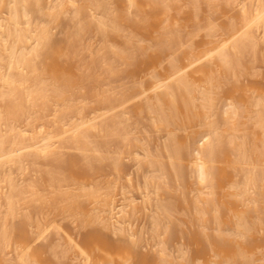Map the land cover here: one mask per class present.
<instances>
[{"label": "bare ground", "instance_id": "obj_1", "mask_svg": "<svg viewBox=\"0 0 264 264\" xmlns=\"http://www.w3.org/2000/svg\"><path fill=\"white\" fill-rule=\"evenodd\" d=\"M119 2L117 7L110 0H0V264H60L53 257L44 260L30 246L32 239H45L49 222L57 227L58 221L46 217L52 211L61 222H75L78 231L99 227L97 234H87L89 250L67 242L68 252L77 249L79 264H146L145 254L134 250L136 240L131 248L104 234L134 232L141 243L138 231L123 227L137 208L150 219L149 238L160 245L152 264H179V255L182 264H201L204 258L206 264H264L259 255L264 248V77L255 75L254 65L255 46L258 41L264 46V0L238 7L235 0H195L190 10L184 0ZM200 4L203 13L196 9ZM69 9L72 24L63 47L52 39L49 24L61 14L69 19ZM213 14L222 19H211ZM94 32L101 38L95 52L89 43ZM83 51L88 55L77 60ZM72 58L87 61L71 64ZM117 74H125L130 86L110 84ZM244 76L255 80L246 79V86ZM120 159L132 163L139 180H125L128 184L119 188L117 177L105 182L110 180L105 171L110 167L119 175ZM14 171L20 178L14 180ZM115 187L124 190L118 210L112 202ZM133 188L139 207L128 196ZM125 206L132 209L126 219ZM33 211L48 212L42 214L47 219ZM27 221L33 230L23 229ZM23 230L35 232L24 238ZM186 230L196 233L191 237L196 253L187 247L193 259L187 251L181 255L186 248L176 247L180 254L173 256L164 248L174 236L188 235ZM29 235L35 236L32 241ZM57 243L43 249L52 256L59 252L55 258L68 264L71 256ZM9 247L12 259L4 254Z\"/></svg>", "mask_w": 264, "mask_h": 264}, {"label": "rangeland", "instance_id": "obj_2", "mask_svg": "<svg viewBox=\"0 0 264 264\" xmlns=\"http://www.w3.org/2000/svg\"><path fill=\"white\" fill-rule=\"evenodd\" d=\"M47 1H48V2H52V1H55V0H47ZM110 1L114 3L115 1L119 2L120 0H119V1H118V0H110ZM121 1H122V3H123V0H121ZM121 1H120V2H121ZM124 1H125V0H124ZM135 1H136V0H135ZM139 1H140V0H139ZM181 1H182V0H181ZM184 1H185L186 4H188V6L186 5L187 9H189L188 7H189V3H190V2H191V3H192V2L195 3V0H187V1H189L188 3L186 2V0H184ZM196 1H197V0H196ZM237 1H238V3H237ZM247 1H249V0H246V2H245L244 0H243V1H242V0H235V2H236V6L238 7V5L240 4L239 2H241V3H244V2L247 3ZM76 2H77V1H76ZM104 2H108V0H107V1L104 0ZM120 2H119V4H121ZM230 2H231V1H230ZM235 2H234V5H235ZM77 3H78V2H77ZM79 3H80V2H79ZM113 3H112V4H113ZM180 3H182V2H180ZM183 3H184V2H183ZM183 3H182V5L185 6V4H183ZM248 3H249V2H248ZM248 3H247V4H248ZM108 4H109V3H107V5H108ZM110 4H111V3H110ZM110 4L108 5V7H110ZM114 4H115V6L118 5V3H114ZM202 4H203V3H202ZM220 4H222V3H220ZM105 5H106V4H105ZM107 5H106V6H107ZM121 5H123V4H121ZM180 5H181V4H180ZM203 5H204V4H203ZM234 5L232 4V8H233V7L235 8ZM111 6H112V5H111ZM113 6H114V5H113ZM118 6H119V5H118ZM118 6H117V7H118ZM190 6H193V5H190ZM200 6H201V4H200ZM204 6H205V5H204ZM108 7H103L104 9H102V10L105 11V8L107 9ZM117 7H115V8L117 9ZM229 7H230V6H229ZM239 7H240V6H239ZM113 8H114V7H113ZM190 8H191V7H190ZM118 9H119V8H118ZM196 9H199V10H198L199 13H203V11H205L204 9H206V7L204 8L203 6H201V7H199V8L196 7ZM196 9H195V10H196ZM70 10H71V9H69V12L66 13V14H68V16H69V13L71 12ZM100 10H101V9H100ZM189 10H190V9H189ZM195 10H193V11L196 12ZM230 10H232V9H230ZM237 10H238V9H235V10H233V11H231V12L234 14L235 11H236V14H238V13H239V10H238V11H237ZM130 11H131V9H130L129 12H128L129 14H130ZM191 11H192V9H191ZM180 12H181V11H180ZM198 12H197L196 14H198ZM229 12H230V11H229ZM71 13H72V12H71ZM182 13H183V16H185V13H184V12H181V15H182ZM192 13H193V12H192ZM232 13H231V14H232ZM176 14H177V15H176ZM194 14H195V13H194ZM228 14H229V13H228ZM236 14H234V15H236ZM71 15H72V14H70V16H71ZM175 15H176V16H175ZM175 15H174L173 17H175V19H177V17H178V13H175ZM201 15H202V14H201ZM216 15H217V14H216ZM216 15H214V14L211 15V19H213L212 17H214V19H216V18H215ZM37 16H38V15H35L34 18H36ZM70 16H69V19H70V20H69L68 17H67V15H62V14H61V15H59L54 21H52L51 24H49L50 31H51V33H52V35H51L52 39L55 38L54 40H55V41H56V40L59 41V42L61 43L60 46H63V47H65V42H67L66 37L68 38L67 35L69 34V31L67 32V30L71 29L72 21H71ZM130 16H131V15H130ZM139 16H140V15H139ZM139 16H138V17L136 16V17L139 18ZM197 16L201 17L200 14L197 15ZM237 16H238V15H237ZM38 17H39V16H38ZM131 17H132V19H133L134 16L132 15ZM179 17H181L180 14H179ZM199 17H197V18H199ZM217 17H219V16H217ZM233 17H234V16H233ZM39 18H40V17H39ZM182 18H183V17H182ZM201 18H202V17H201ZM201 18H200V19H201ZM220 18H221V17H220ZM220 18H219V19H220ZM36 19H37V18H36ZM40 19H41V18H40ZM67 19H68L70 22H68ZM132 19H131V20H132ZM219 19H216V20H219ZM221 19H222V18H221ZM133 20H135V18H134ZM136 20H137V19H136ZM178 20H181V21H182V19H179V18H178ZM183 20H184V18H183ZM185 20L187 21V19H185ZM216 20H215V21H216ZM137 21H138V20H137ZM36 22H37V23H40L41 21H40V20H37ZM134 22H136V21H133V25H134V27L136 28V30H138V28H137V26L134 24ZM177 22L179 23L180 21H177ZM183 22H184V21H183ZM190 22H191V21H190ZM216 22L219 23V21H216ZM137 23H138V22H137ZM137 23H136V24H137ZM181 23H182V22H181ZM181 23H180V25H181ZM188 23H189V22H188ZM188 23H186V25H188ZM220 23H221V22H220ZM184 24H185V22H184ZM184 24H182V25L184 26ZM189 25H190V23H189ZM189 25H188V26H189ZM191 25H192V24H191ZM67 26H68L69 29H67ZM190 27H191V26H190ZM131 28H132V26H131ZM134 31H135V29H134ZM66 32H67V33H66ZM96 32H97V31H96ZM94 33H95V32H94ZM94 33H93V34H94ZM201 33H202V32H201ZM93 34H92V35H93ZM89 35H91V34H89ZM89 35H88V36H89ZM92 35L89 36V37L92 38V40H91L89 37H87V36H86V37L90 39V40L88 39V40H89V43L92 42V45H91L92 47H91V48H92L93 51H94V49L98 47L97 44L100 43L99 40H100L101 38H100L99 33H97V34L95 33V34L93 35V37H92ZM200 35H201V34H199V36H200ZM199 36H198V38H199ZM201 37H202V36H201ZM201 37L199 38L200 40L198 39L199 42L201 41ZM118 38H121V37H118ZM121 39H122V38H121ZM118 40H120V39H117L116 41L118 42ZM122 40H123V39H122ZM198 40H197V37H196L195 42L198 41ZM57 41H56V42H57ZM100 41H101V40H100ZM259 42H261V43H260L261 45L259 44ZM196 43H198V42H196ZM90 44H91V43H90ZM263 44H264V43H263ZM99 46H100V44H99ZM263 47H264V46H262V41H258V45H257V47L255 46V48H257V49H255V51H254V52H256V50H257V52H256V53H257L256 56H258V54H259L258 57L255 56L256 59L258 58V59H257V61H258L257 63H256V61H255V59H254V55H251V58H249V56H250L249 54H248L249 56H246V59H248V58L251 59V60L253 59L254 63H256V64H254V65L256 66L255 69H256V72H257L255 75H257V74L259 75V74H260L261 77H264V59L261 58V55H262L263 58H264V48H263ZM99 48H100V47H99ZM262 48H263V49H262ZM96 50H97V49H96ZM175 50H176L177 52L180 53V49H178L179 51H178L177 49H174V51H175ZM106 51H107V49H106ZM262 51H263V52H262ZM85 52H86V51H85ZM94 52H95V51H94ZM177 52H176V54H177ZM250 52H251V51H249V53H250ZM81 53H82V54H81ZM86 53H87V54H86ZM86 53H84V51H83V52H80V54H81V55L79 54L80 57H79V55L77 56L79 59H78V58H76V59H77V60H80L81 57H86V56L88 55V52H86ZM102 53H106V52L104 51V52H102ZM261 53H262V54H261ZM107 54H108V53H107ZM102 55L104 56V58H106V56H105L106 54H105V55L102 54ZM178 55H179V54H178ZM107 56H108V55H107ZM180 56H182L181 53H180ZM252 57H253V58H252ZM74 59H75V58H74ZM74 59L72 58V59H69L68 61H70V63L72 64V62L76 60V59H75V60H74ZM126 59H127V58H126ZM126 59H125L124 61H126ZM127 60H128V59H127ZM86 61H87V59L84 58L83 60H81V61H79V62H78V61H77V62L75 61V63H74V62H73V63H74V64H81V63H86ZM115 63H116V62H115ZM122 63H123V62H121V64H122ZM124 63H125V62H124ZM81 65H82V64H81ZM116 65H119L118 62L116 63ZM123 65H124V64H123ZM86 66H87V65H86ZM95 66H96V65H95ZM114 66H115V65H114ZM121 66H122V65H121ZM125 66H126V64H125ZM255 66H253V67H255ZM73 67H74V65H73ZM122 67H123V69L125 68L124 66H122ZM97 68H98V67H97ZM120 68H121V67H120ZM120 68H119V69H120ZM72 69H73V68H72ZM74 69H75V68H74ZM84 69H87V68L85 67ZM91 69L93 70V67H92V68H89V70L87 69L88 72H90ZM94 69H95V67H94ZM253 69H254V68H253ZM75 70H76V69H75ZM78 71H79V70H78ZM78 71L76 70V72H78ZM119 71H120V70H119ZM124 71H125V69H124ZM73 72H74V71H73ZM92 72H93V71H92ZM120 72L122 73L123 71H120ZM74 73H75V72H74ZM79 73H80V71H79ZM118 73H119V72H118ZM125 73H126V72H125ZM117 75H118V77H117L118 79H117V80L114 79L113 83L111 82L110 84H112V85L115 84V85H116V88L118 87V89L121 88V87L117 86V85H120V84L127 83V84L130 86L131 83L129 84V83L127 82L128 79H125V78H124V75H125V74H124V75L121 74L120 76H119V74H117ZM252 75L254 76V74H252ZM247 76H249V75H247ZM247 76H246V77L244 76V77H245V83H247V82H246ZM253 76H250V78H252ZM254 77H255V76H254ZM254 77H253V78H254ZM123 78H124V79H123ZM250 78H249V80H251ZM259 78H260V77H259ZM125 80H126V81H125ZM241 80H243V79H241ZM247 80H248V79H247ZM249 80H248V81H249ZM252 80H253V79H252ZM254 80H255V78H254ZM254 80H253V81H254ZM256 80H257L258 82H260V81L258 80V77L256 78ZM263 80H264V79H263ZM253 81H252V82H253ZM257 81H255V83H257ZM242 82H244V81H242ZM252 82H251V84H252V86H253L254 82H253V83H252ZM261 82H262V80H261ZM261 82H260V83H261ZM117 83H119V84H117ZM245 83H244V84H245ZM249 83H250V82H249ZM249 83H247L246 86H248ZM263 83H264V81H263ZM244 84H243V85H244ZM251 84H250V85H251ZM115 85H114V87H115ZM250 85H249V86H250ZM110 86H111V85H110ZM121 86H122V85H121ZM125 86H127V85H125ZM259 86H260V84H259ZM114 87H113V88H114ZM127 87H128V86H127ZM261 87H262L263 90H264L263 84H262V86H260V88H261ZM262 88H261V89H262ZM104 103H105V102H104ZM102 104H103V103H102ZM102 104H101V105H102ZM105 104H106V103H105ZM103 107H104V106H103ZM46 120H47V119H46ZM240 120L242 121V119H240ZM18 122H19V121H18ZM20 122H21V120H20ZM20 122H19L18 124L15 122V124L18 126V125H20ZM139 127H141V125H140ZM1 129H2V128H1ZM2 130H4V127H3ZM121 156H122V155H121ZM124 156H125V155H124ZM122 157H123V156H122ZM122 157H121V159H122ZM125 157H126V156H125ZM70 159H72V158H70ZM70 159L68 158V160H67L69 163H71V162H70V161H71ZM73 159H74V158H73ZM76 159H77V158H76ZM121 159H120V160H121ZM72 161H73V160H72ZM122 161H123V162H122ZM127 161H128L127 159L121 160V166H119V167H121V172H119L120 174L118 175V174H116L115 172H113V173H114L115 175H117V176H115L114 174L111 173L112 170L110 171V169H111L110 167H108V168H106L107 166L104 167V169L106 168V171L104 170V171H105V175H107V178L110 179V180H107V179L105 180V178H106L105 175H104L105 177H103V178H104L103 180H105V182H107V181L112 182V181H111V178H116V177H117V179H119V180L116 179V180H115V184L117 183V186H118L119 188H120L121 185H123L124 183H126V181L128 182L129 179H130V180L132 179V180H131L132 184H134L135 182H137L136 180H139V179H138L139 177H138L137 174H136V170L133 169V166L131 165L132 163L129 162V161L127 162ZM68 162H67V163H68ZM119 163H120V162H119ZM98 165H99V164H98ZM98 165H97V166H98ZM100 166H101V165H100ZM100 166H98V167H100ZM104 166H105V164H104ZM30 167H31V166H30ZM38 167H40V166H38ZM66 167H67V165H66ZM101 167H102V166H101ZM101 167H100V169H101ZM32 168H33V166H32ZM36 168H37V167H36ZM67 168H68V167H67ZM30 169H31V168H30ZM38 169H39V168H38ZM102 169H103V168H102ZM13 170H14V169H13ZM28 170H29V169H28ZM28 170H27V171H28ZM34 170H35V169H34ZM15 171H16V170H15ZM15 171H14V172H15ZM35 171H36V170H35ZM134 171H135V172H134ZM14 172H13V173H14ZM17 172L19 173V171H17ZM30 172H32V171L29 170V171L26 172V173L29 174ZM102 172H103V170H102ZM130 172H131V173H130ZM37 173H38V171H37ZM38 174H39V173H38ZM12 175H13V174H12ZM19 175H20V174H16V172H15V174L13 175V177H14V176H15V177H17V176L19 177ZM30 175H31V174H30ZM30 175H28V177H29ZM35 175H36V173H34L33 176L36 177L37 175H36V176H35ZM129 175H130V176H129ZM31 176H32V175H31ZM31 176H30V177H31ZM33 176H32V177H33ZM42 176H43V175H41V178H43V180H45V179H44L45 176H44V177H42ZM102 176H103V175H102ZM15 177H14V180H16ZM32 177H31L30 179H32ZM34 177H33V178H34ZM109 177H110V178H109ZM124 177H127V178H124ZM19 178H20V177H19ZM101 178H102V177H101ZM37 179L39 180V178H36V180H37ZM17 180H18V179H17ZM43 180H42V182H43ZM99 180H100V182L103 181V180H101V179H99ZM112 180H113V179H112ZM125 180H126V181H125ZM40 181H41V180H40ZM116 181H117V182H116ZM121 181H122V182H121ZM15 182H17V181H15ZM37 182H38V181H37ZM42 182H38V183L43 184L42 187H44L45 182H43V183H42ZM100 182H98V183L100 184ZM113 182H114V181H113ZM113 182H112V183H113ZM17 183H19V182H17ZM96 183H97V182H96ZM41 184H38V186H41ZM127 184H128V183H126L125 185H127ZM125 185H123V186H125ZM101 186H103L102 183H101ZM101 186H100V187H101ZM104 187H106V184L104 185ZM118 187H117V188L115 187L116 190H115V192H114V197L116 196V198H115L116 200H115V201H112L113 203H115L116 206L119 205V207H116V210H118V209L120 208V206L123 205V204L121 205V203H122V200H123V198H124V196H123L122 199H121V196H120L121 193H122L124 190L122 191V190L118 189ZM101 188L103 189V187H101ZM41 189H42V188H41ZM117 189H118L119 191H118ZM99 190H101V189H99ZM131 190H132V191H131ZM131 190H130L131 192L129 193V195H128V193H126V194H127L129 197H131V198L135 201V202H133L134 204H136L138 207H139V204H140V206H141V203H142V202H141L140 196H138L139 193L135 190V188H133V189H131ZM102 191H104V190H102ZM116 191H117V195H115V194H116ZM98 192H100V191H98ZM120 192H121V193H120ZM45 193H46V192H45ZM119 193H120V195H119ZM132 193H133V194H132ZM49 195H50V199H51V194H49ZM49 195H48V197H45V195H44L45 199H46V198L48 199V198H49ZM46 196H47V194H46ZM118 196H119V197H118ZM133 196H134V197H133ZM114 197H113V198H114ZM112 200H113V199H112ZM120 200H121V201H120ZM124 201H125V204H126L127 202H126L125 199H124ZM139 201H140V202H139ZM0 202H1V201H0ZM119 202H120V203H119ZM102 203H103V201L101 202V205H102ZM123 203H124V202H123ZM125 204H124V205H125ZM46 205H47V204H46ZM112 205L115 206L114 204H112ZM42 206H43V205H42ZM44 206H45V205H44ZM122 207H123V206H122ZM1 208H2V207H1ZM117 208H118V209H117ZM125 208H126V206H125ZM128 208H129V207L127 206L126 209L121 208V210L124 209L126 212H127V211H128V212H129V211H132V209L129 210ZM141 208H142V207H140V209H141ZM39 209H40V208H39ZM42 209H44V208H42ZM42 209H41V210H42ZM140 209H139V210H140ZM41 210H40V213H41ZM116 210H115V211H116ZM137 210H138V208L136 209V212H135V211H132V213L134 212V214H135V215L133 214V215L135 216V217H133V218L130 217V216H133V215H130V214H129V215H130V216H129V215H128V212H127V214H126V212H125V211L122 212V211H123V210H122L121 213L124 214L123 216L125 217V219L127 218V215L129 216L128 219H130V220L132 219V220H131V224H130L129 222H127V221H129V220L126 219L127 221H126L124 224H125V225H128V226L125 227V225H124L123 227L126 228V229H127V227H129L127 230H129L130 228H131V230H133V228H134L135 230H133V231H135V233H136V231H138V232H139V235L141 234V235H140V236H141L140 238L142 239V240H141V243H140V241H139L140 239L137 240V236H134V232H133V234H132V232H128V234H130V235H128V234L126 233V234H124L123 236H120V237H119L118 235L116 236V235H114V234H112V233H109V234L104 233V234H105V238L108 239V240H110V241H116V240L119 239V240H121V242H123V243H125V244H127V245H131V248H134V246L132 245V241H133V240H136V241H137V246H136L137 248L135 247L134 250H135L136 252H139V254H145V256H144V258H143V261H144L146 264L149 263V262H150L149 264H152L154 258H156V257L158 256V255L156 254V257H153L154 254H155V252H156V249H157L160 245L157 244V243H158V242H157L158 240H156V241L154 242V240L152 239L153 237L151 238L153 241H151V239L149 238V236H150V237L152 236V233H148V231L150 230V228H149V226H150V224H149V223H150V219H149V217H148V216H145V215H144L145 213L141 215L142 211L145 212L143 209H142V211L140 210V211H141L140 213H139ZM47 211H50V210L47 209ZM33 212H34V211H33ZM37 212H38V211H36V212H34V213L37 214V216H38L39 212H38V213H37ZM52 212L54 213V212H56V211H52ZM31 213H32V212H31ZM43 213H44L45 215H47L48 212L46 213L45 211H44V212L42 211V214H43ZM49 213H51V212H49ZM53 213H51V215H50V214L47 215L46 217L48 218L49 221H50V220H51V221H53V220L58 221V223L55 221L56 224H57V227H56V225L53 226V224H55L54 221H53L52 223H50V222L48 223V220H45V219H44V220H45L44 223H48V224H50V225L52 224L51 226H53V229H54V230H53L51 226H49V227L46 229V231H45V233H46L45 239L48 238L47 242L45 243V242L43 241V240H45V239L40 240V239H41L40 237H39L38 239H36V238H35V239H32V240H33V241H32L30 238H31L33 235H29L28 238L32 241V242H31V241H28L29 243L31 242V243H30V246L32 245L33 247H35V248H33V249L36 250V251H39V250H40V252H42V256H43L42 258H43L44 260H48V259H51V258L53 257L52 260H53V259H56V261H57V259H58V262H59L60 264H63V263L66 261V259H65V261L63 260L64 262H63V261L61 262L60 259H59L60 256H59V258H57V257H58L57 255L60 254V253L57 251L58 249L55 250V251H57L58 253H56V252L54 253L55 256H57L56 258H55V256H52L53 253L50 254L51 252L48 253V251H46L48 248H50V246H51L54 242H55V243L60 242V243L62 244L61 246H62V247L64 246V248H65L64 250H66L67 256H69V255L71 256V259L68 260V264H79V262H80L79 257H78V256L76 255V253H75V252H76L75 250H77V249H74V248H75V247L77 248V247L79 246L80 249H82V250H85V251H86V250H89L90 248L87 247L88 245L85 246V245H86V239H87V237L90 236L91 234H92V235H93V234H97L98 231H99V227H98L97 225L94 224V225L88 227V230H87V228H86V231H87V232L84 233L83 231H84L85 228L83 229V231H78V230H79V227H77V226H79V225H78V221L76 222V224H77L76 227H77L78 229H75V224H74L75 222H73V224H74V225H73V224L71 223V221H69V219L66 220V218H65V220H64V218H63V220H62V222H61V220L59 221V219H60L61 217L58 218L57 216H55V217H57V218L55 219L54 215H55V214L57 215V213H54V214H53ZM121 213H120L119 215H121ZM130 213H131V212H130ZM132 213H131V214H132ZM136 213H137L138 216L136 215ZM42 214H39V215H40L39 217H43L44 214H43V215H42ZM103 214H104V213H103ZM33 215H34V214H33ZM104 215H105V214H104ZM119 215H117V216H119ZM143 215H144V216H143ZM177 215H179V214H177ZM123 216H122V217H123ZM35 217H36V216L34 215V219H33V220L37 219V217H36V218H35ZM46 217H43V218H46ZM120 217H121V216H119V218H120ZM144 217H146V219H145ZM179 217L181 218V216H179ZM179 217L176 216L175 218H179ZM32 218H33V216H32ZM32 218L30 217L31 220H32ZM47 218H46V219H47ZM38 219H39V218H38ZM70 219H71V218H70ZM117 219H118V218H117ZM148 219H149V223H148V221H147ZM182 219H183V218H182ZM184 219H185V218H184ZM184 219H183V220H184ZM33 220H32V222H34ZM40 220L42 221L41 218H40ZM40 220H39V222H41ZM119 220H120V219H119ZM174 220H175V219H174ZM176 220H178V219H176ZM179 220H180L179 223H182L181 219H179ZM28 221H29V219H28ZM28 221L26 222L25 225H22V224H24L25 222H23L22 224H20V225L24 226L25 228H23V229H24V230H27V231H28V229H30V228L27 229V227H29V226L32 224V223H31V224L29 225L30 222L28 223ZM15 222L19 223L17 220H16ZM35 222H37V221H35ZM143 222H144V223H143ZM175 222H176V221H174V223H175ZM27 223H28V224H27ZM41 223H42V222H41ZM44 223H43V224H44ZM174 223L172 222V226H173V227H175ZM176 223H177V222H176ZM176 223H175V224H176ZM179 223H178L176 226H179ZM184 223H185V220H184ZM17 225H18V224H17ZM17 225H16V227H17ZM20 225H19V227H20ZM58 225H59L60 228H58ZM129 225H131L132 227L129 226ZM143 225H144V226H143ZM211 226H212V225H211ZM30 227H31V226H30ZM32 227H33V225H32ZM32 227H31L30 230H33ZM55 227L58 228L60 231H57L58 229H55ZM208 227L210 228V226H208ZM212 227H213V226H212ZM212 227H211V228H212ZM34 228H35V227H34ZM81 228H82V227H80V230H81ZM148 228H149V230H148ZM188 228H189V226H188L186 229H188ZM193 228H194V227H192V229H193ZM196 228H197V227L195 226V228H194L193 230H196ZM209 228H208V230H209ZM19 229H20V228H19ZM95 229H96V230H95ZM97 229H98V231H97ZM189 229H190V228H189ZM192 229H191V230H192ZM24 230H23V232H22V235H23L22 237H24V235H26L25 237H27V234H31V233L34 234L33 232H35V231H31V233H30V232H28V233H27V232L24 233ZM191 230H189L190 233H192V232L194 233V232H195V231H192V232H191ZM211 230H212V229H211ZM211 230H210V232H209V231H208V232L211 233ZM186 231H187V230H186ZM196 231H197V230H196ZM49 232H50V234H51L50 237H49ZM60 232H61V235H60V234H57V233H60ZM150 232H151V230H150ZM189 232L187 231L188 235H187L186 232H185V234H184L185 236H184V235H182V236H174L171 240L168 241V243H166V244H167V247L164 246V248H167V249H168V247H169L170 249H168V250L172 253V256H173V254H180V252H179V253H175V251H176V252L179 251L176 247H179V248H181V249H183V250H184V248H186V250H184V251L181 252V253H182L181 255H184V253L187 251V247H188V248L191 247L190 251L196 249V248H195V245H193V243H192V242H193V241H192L193 238H191V237H193V233H192V236H191V234H190ZM262 232H263V231H262ZM23 233H24V234H23ZM52 233H53V234H52ZM63 234L66 235V238H68L67 240L65 239V236H64ZM87 234H90V235H87ZM149 234H151V235H149ZM194 234H195V236H196V233H194ZM59 235H60V236H59ZM86 235H87V236H86ZM126 235H127V236H126ZM137 235H138V233H137ZM17 236H18V234H17ZM19 236H21V235H19ZM108 236H109V237H108ZM110 236H111V238H110ZM114 236H116V237H114ZM195 236H194V237H195ZM22 237H21V238H22ZM25 237H24V238H25ZM33 237H35V236H33ZM160 237H161V236H160ZM188 237H189V238H188ZM43 238H44V237H43ZM114 238H115V239H114ZM129 238H130L131 240H130ZM138 238H139V237H138ZM174 238H175V239H174ZM64 240H65V244H66V245H68L67 242H68L69 240H70V242H69L70 246H71V243H72V245L75 244V246H72V247H74V248H72V252H71V253H70V251L68 252L69 245H68V248L66 249V247H65L66 245L63 243ZM184 240H185L186 242H185ZM188 240H189V241H188ZM42 241H43V242H42ZM71 241H72V242H71ZM84 242H85V243H84ZM156 242H157V243H156ZM187 242H188V243L190 242V243L188 244ZM12 243H13V241H12ZM57 244H58V243H57ZM156 244H157V245H156ZM168 244H169V245H168ZM59 245H60V244H58V246H59ZM187 245H188V246H187ZM11 246H12V244H11ZM32 246H31V248H32ZM56 246H57V245H56ZM56 246H54L53 248H56ZM156 246H157V247H156ZM36 247H37V249H36ZM47 247H48V248H47ZM43 248H44V249L47 248V249L44 250ZM58 248H59V247H58ZM86 248H87V249H86ZM9 249H10V247H9L8 249H4V254H6L7 257H11V259H12V258L14 257V255H13V254H14V253H13L14 251H12V248H11L10 250H9ZM41 249H42V250H41ZM60 249H61V247H60ZM49 250H50V249H49ZM52 250H53V252H54V249H52ZM64 250L61 249V251H63V252L60 251L61 254H63V253L65 252ZM69 250H70V249H69ZM157 250L159 251V248H158ZM45 251L47 252V254H44ZM74 251H75V252H74ZM164 251H165V250H164ZM169 251H168V252H169ZM194 251H195V250H194ZM194 251H193V252H190V253H191V254H192V253L195 254L196 251H195V252H194ZM96 252H97V251H96ZM170 252L167 253V256H168V254L171 255ZM183 252H184V253H183ZM187 252H188V253H187ZM187 252H186L185 254H187L188 257L190 256V258L194 255V254H192V256H191V254L189 253V250H188ZM93 253H95V251H94ZM0 254H2V253L0 252ZM96 254H97V253H96ZM96 254H95V255H96ZM46 255H48V256L51 255V256H50V258H48ZM259 255H260V256H262V255L264 256V248L260 249V253H259ZM4 256H5V255H4ZM6 256H5V257H6ZM70 256H69V257H70ZM142 256H143V255H142ZM172 256H171V258H173V259H174V258H175V259L180 258L179 261H178V263H179V262L181 263V261H182L181 258H182V257H180V255H179V257H177V256H175V255H174V257H172ZM185 256H186V255H185ZM185 256H184V257H185ZM91 257L95 258V256H94L93 254H92ZM176 257H177V258H176ZM61 258H62V257H61ZM152 258H153V260H152ZM193 258H195V257H193ZM193 258H191V259H193ZM8 259H10V258H8ZM175 259H174V260H175ZM61 260H62V259H61ZM150 260H151V261H150ZM177 260H178V259H177ZM180 260H181V261H180ZM194 260H195V259H194ZM205 260H207V258H204L203 260H201L200 263H201V264H206V261H205ZM56 261H55V262H56ZM48 262H49V260H48ZM144 262H143V263H144ZM151 262H152V263H151ZM190 262H191V261H190ZM52 263H53V262H52ZM56 263H57V262H56ZM180 263H179V264H180ZM49 264H50V263H49ZM65 264H66V263H65ZM181 264H182V263H181ZM253 264H261V261H256V262L253 263Z\"/></svg>", "mask_w": 264, "mask_h": 264}]
</instances>
